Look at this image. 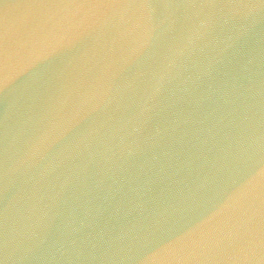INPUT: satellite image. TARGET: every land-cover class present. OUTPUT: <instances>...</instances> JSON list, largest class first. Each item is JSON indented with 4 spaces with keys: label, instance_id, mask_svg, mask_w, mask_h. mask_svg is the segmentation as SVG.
<instances>
[{
    "label": "water",
    "instance_id": "95a60500",
    "mask_svg": "<svg viewBox=\"0 0 264 264\" xmlns=\"http://www.w3.org/2000/svg\"><path fill=\"white\" fill-rule=\"evenodd\" d=\"M0 264H264V0H0Z\"/></svg>",
    "mask_w": 264,
    "mask_h": 264
}]
</instances>
